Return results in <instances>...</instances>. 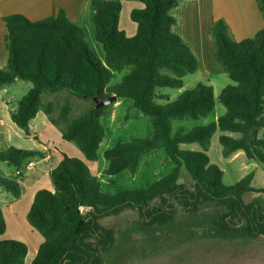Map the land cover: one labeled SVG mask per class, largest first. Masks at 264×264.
I'll return each instance as SVG.
<instances>
[{"label": "trees", "instance_id": "trees-1", "mask_svg": "<svg viewBox=\"0 0 264 264\" xmlns=\"http://www.w3.org/2000/svg\"><path fill=\"white\" fill-rule=\"evenodd\" d=\"M136 1L142 7L132 10L130 19L137 31L128 37L119 28L122 2L92 0L95 38L104 49V60L92 53L84 31L63 11L41 21L21 14L3 18L8 62L0 68V89L16 81L32 84L11 112L12 122L29 135L30 122L42 112L63 140L74 143L84 158L64 155L50 172L53 191L36 193L27 221L43 243L31 264H104L102 256L112 251L116 238L100 224L101 219L134 210L145 226L166 227L177 219L175 202L190 217L204 222L211 237L264 239V207L242 200L252 191L253 173L226 185L223 171L207 155L213 136L220 130L225 158L242 152L249 161L264 166V138L260 136L264 130V27L252 38L235 41L222 20L212 25L209 34L218 71L227 73L235 83L219 96L225 114L206 126L189 131L179 128L174 133L173 121L206 118L214 111V88L199 83L172 102L157 103L168 100L160 89H181L184 78L199 70L200 62L172 30L176 20L171 11L181 0ZM257 2L264 19V0ZM116 74L121 78L112 83ZM63 92L68 95L60 107L54 99H43ZM111 96L117 102L131 99V108L150 118L152 132L107 149L105 173L116 176L129 171L135 175L142 156L158 149H164L175 164L169 175L147 189L104 193L87 164L98 159L106 135L102 118L114 109V104L95 108L94 99L102 101ZM71 98L87 101L90 107L72 117ZM193 143L202 151L181 149L183 144ZM44 157L36 150L1 149L0 163L19 172L15 180L0 177L1 186L18 199V181L26 166ZM182 171L190 176L191 187L178 183ZM156 200L160 201L157 205ZM6 229L0 208V237ZM27 255L25 243L0 240V264H25Z\"/></svg>", "mask_w": 264, "mask_h": 264}, {"label": "rangeland", "instance_id": "rangeland-1", "mask_svg": "<svg viewBox=\"0 0 264 264\" xmlns=\"http://www.w3.org/2000/svg\"><path fill=\"white\" fill-rule=\"evenodd\" d=\"M91 51L96 53L92 46ZM120 78L121 75L116 74L112 83H116ZM230 80L225 72L211 74L199 69L184 78V86L181 89H160V94L167 95L168 100L157 101V103L164 105L174 101L183 92L193 89L199 83L209 84L214 88L216 101L214 111L206 118H186L173 121V132L175 133L179 128L189 131L196 127L206 126L224 115L225 107L220 104L219 96L225 87L235 85ZM29 86L31 87L32 84L19 81L18 85L10 87V93L15 99L13 105L17 106L18 101L28 92ZM67 95L66 92H63L55 97L44 96L43 99L45 101L54 99L56 106L60 107ZM71 103L72 117L80 115L90 107L89 102L76 98H71ZM131 105V99L120 100L119 103L114 104L113 113L102 118L106 135L100 145L97 161L91 162L90 166L92 173L98 175L102 191L107 194L147 189L156 181L169 175L175 168V164L166 155L164 149H158L142 156L135 175L129 171H124L116 176H109L105 173L108 161L104 157V152L107 149L119 143L129 142L135 137H147L152 132L150 118L140 110L131 108ZM56 114L58 113L56 112ZM126 115H128L127 120L125 119ZM222 134L218 130L211 140L207 152L210 162L223 171L224 183L229 186L253 173L252 191L246 193L242 200L245 203H257L264 207V166L249 161L242 152L225 158L221 152L222 145L219 140ZM260 136L264 138V130L260 131ZM4 143L6 142L0 136V150L5 148ZM67 144L79 150L74 143ZM181 149L192 152L202 151L196 143L183 144ZM70 151L72 150L70 149ZM0 168L10 176L14 173V170L4 163H0ZM178 183L191 187L192 180L187 172L182 171ZM0 199H3L1 195ZM159 203V200L154 202L155 205ZM174 204L178 211L177 219L172 225L166 227L145 226L142 217L134 210H125L118 215L101 219L100 224L111 230L116 238L112 251L102 256L104 264H264V239L226 240L211 237L204 222L193 219L182 210L178 203ZM200 219H203L202 214H200ZM8 227L7 234L1 236L0 240H12L11 237H19L20 225L18 228L8 218ZM25 264H31V260L28 259Z\"/></svg>", "mask_w": 264, "mask_h": 264}, {"label": "crops", "instance_id": "crops-1", "mask_svg": "<svg viewBox=\"0 0 264 264\" xmlns=\"http://www.w3.org/2000/svg\"><path fill=\"white\" fill-rule=\"evenodd\" d=\"M105 1L122 2L119 28L128 37L135 36L137 28L131 21L130 14L132 10L141 8L142 4L136 0ZM60 11L65 12L67 18L84 31L89 49L91 50V46L95 48L96 53H92L104 60V49L99 46L101 44L95 38V12L92 8V0H0V68H5L8 62L7 28L3 21L4 17L21 14L32 21H41ZM171 14L176 20L172 28L173 32L180 36L197 56L200 62L199 69L211 74L219 72L214 58V41L209 34L210 28L216 21L222 20L227 25L228 33L235 41L252 38L264 27V19L257 0H181ZM18 83L19 81H16L0 89L1 139L6 142L5 148L13 146L19 149L41 151L45 157L32 161L31 168L23 172L21 180L18 181L21 189V196L18 199L13 198L0 185V195L3 198L0 199V208L7 224L4 235L9 230L8 218L18 228L20 225L19 237L11 238L28 246L26 262L30 259L32 263L39 246L43 243L42 236L27 221V214L34 197L40 190L53 191L50 172L61 162L64 155L84 158L80 150H76L74 146L67 144L69 142L63 140L60 131L49 122L44 113L40 112L30 122L29 135L12 122L11 112L16 109V106L13 105L15 99L10 93V87ZM31 87L29 86L28 91ZM68 147L72 151L67 149ZM90 163L87 164L91 170ZM16 176L15 171L10 176L0 168V177L15 180ZM95 176L98 177L97 174Z\"/></svg>", "mask_w": 264, "mask_h": 264}, {"label": "water", "instance_id": "water-1", "mask_svg": "<svg viewBox=\"0 0 264 264\" xmlns=\"http://www.w3.org/2000/svg\"><path fill=\"white\" fill-rule=\"evenodd\" d=\"M94 102L96 103L95 108H100L103 106H110L115 103H117V98L115 96H111L105 100L99 101L97 99H94Z\"/></svg>", "mask_w": 264, "mask_h": 264}, {"label": "built area", "instance_id": "built-area-1", "mask_svg": "<svg viewBox=\"0 0 264 264\" xmlns=\"http://www.w3.org/2000/svg\"><path fill=\"white\" fill-rule=\"evenodd\" d=\"M31 166H32V163H29V164L26 166L25 170L30 169ZM18 174H19V172L16 173V175H18ZM88 209H89V208H88Z\"/></svg>", "mask_w": 264, "mask_h": 264}]
</instances>
